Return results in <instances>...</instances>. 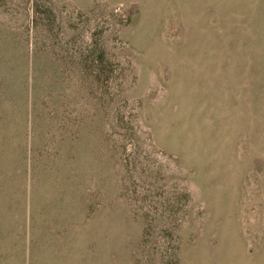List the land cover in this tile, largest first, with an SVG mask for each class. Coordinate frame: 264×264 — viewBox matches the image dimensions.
Returning a JSON list of instances; mask_svg holds the SVG:
<instances>
[{"label": "rangeland", "instance_id": "1", "mask_svg": "<svg viewBox=\"0 0 264 264\" xmlns=\"http://www.w3.org/2000/svg\"><path fill=\"white\" fill-rule=\"evenodd\" d=\"M0 264H264V0H0Z\"/></svg>", "mask_w": 264, "mask_h": 264}]
</instances>
